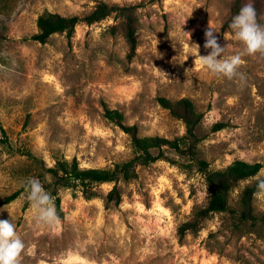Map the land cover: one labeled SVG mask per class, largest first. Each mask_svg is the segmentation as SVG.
<instances>
[{
    "label": "rangeland",
    "instance_id": "374dc122",
    "mask_svg": "<svg viewBox=\"0 0 264 264\" xmlns=\"http://www.w3.org/2000/svg\"><path fill=\"white\" fill-rule=\"evenodd\" d=\"M101 1L135 6L132 58L114 14L79 22L69 37L28 38L43 11L84 16ZM234 1L0 0V138L9 141H0V219L12 218L25 244L20 264H264V222L239 216V193L253 179L230 193L227 211L182 236L179 225L206 205L209 193L199 172L166 160L118 181V203L106 201L113 182L94 185L90 197L61 188L63 214L55 226L35 223L25 190L2 203L24 183L28 161L15 148L48 166L75 157L82 167H112L131 158L129 135L103 116L104 105L120 110L140 135L183 134L184 124L159 96L188 97L202 113L198 148L212 169L240 158L261 162L264 176V54L244 56L231 79L212 75L198 57L210 51L203 46L209 27L219 30L222 46L232 45L226 55L239 50L229 28L237 7L251 2L264 25V0ZM215 123L224 126L213 130ZM253 206L264 215V190Z\"/></svg>",
    "mask_w": 264,
    "mask_h": 264
},
{
    "label": "trees",
    "instance_id": "16d2710c",
    "mask_svg": "<svg viewBox=\"0 0 264 264\" xmlns=\"http://www.w3.org/2000/svg\"><path fill=\"white\" fill-rule=\"evenodd\" d=\"M233 3H238V0ZM134 9L133 5L101 1L84 16L43 11L36 18V31L28 38L43 43L54 33H65L69 37L79 22L84 21L91 24L114 14L120 19L121 30L128 46L127 58L130 59L134 56L137 45ZM240 9L241 7H237V12ZM157 101L171 115L182 121L185 127L183 134L171 138L160 135H140L135 124L124 123V115L120 110L104 105L103 116L129 135L133 153L131 158L117 162L112 167H82L75 157L57 158L52 165L48 166L42 158L34 155L29 149L15 148V152L24 155L28 161L22 171L24 183L7 195L2 203L12 201L22 190H25L24 184L30 177L38 178L45 190L52 195L58 216L63 214L59 194L61 188L71 189L73 194L79 191L85 197H90L93 195L94 185L113 182L112 188L106 194V201L118 203L121 199L116 185L118 181H128L137 177V167L140 165L166 160L199 172L206 182L209 193L206 205L196 209L186 221L179 225L178 233L181 236L187 232L198 231L202 222L210 214L227 211L230 193L239 186L241 181L247 179H253V181L246 184L239 193V216L250 224H255L257 221L264 222V215L257 216L253 206L255 195L263 191L258 188V181L264 179V176H258L263 164L237 158L223 168L212 169L209 162L199 152L200 138L196 133V127L202 120V113L196 110L193 101L188 97L170 100L164 96H159ZM223 126V123H215L213 130H218ZM1 130L4 134V129L1 128ZM0 141L9 145L5 134ZM169 152L175 153L176 158L171 157Z\"/></svg>",
    "mask_w": 264,
    "mask_h": 264
},
{
    "label": "clouds",
    "instance_id": "9594fccd",
    "mask_svg": "<svg viewBox=\"0 0 264 264\" xmlns=\"http://www.w3.org/2000/svg\"><path fill=\"white\" fill-rule=\"evenodd\" d=\"M229 28L233 39L240 46L232 55H226L230 44L222 46L215 33L218 29L209 27L205 31L204 48L210 49L207 55L196 54L203 68L214 76L233 78L243 63L244 56H253L256 53L264 54V25L257 22L256 11L251 2L246 3L233 16ZM27 201L33 210V219L37 225L55 226L59 222L52 195L45 190L38 178L30 177L24 184ZM258 188L264 190V179L258 181ZM2 211V209H0ZM10 215V213H9ZM11 216V215H10ZM25 244L16 232V226L11 219H0V264H20V254Z\"/></svg>",
    "mask_w": 264,
    "mask_h": 264
}]
</instances>
